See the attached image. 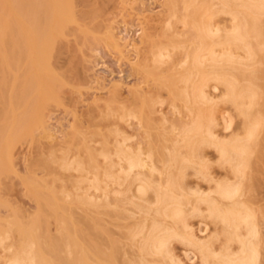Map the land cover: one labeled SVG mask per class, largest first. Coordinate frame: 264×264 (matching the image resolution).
I'll return each instance as SVG.
<instances>
[{
    "label": "bare ground",
    "instance_id": "1",
    "mask_svg": "<svg viewBox=\"0 0 264 264\" xmlns=\"http://www.w3.org/2000/svg\"><path fill=\"white\" fill-rule=\"evenodd\" d=\"M164 3L167 16L161 19V25L158 26L163 29V35L160 36L162 41L163 37H165L164 41L166 38L170 37V39L165 44L161 43L158 51L153 53L154 63H161L165 57H170V47H181L180 43L185 42L187 47L190 45L183 65V68L186 67L185 71L181 72L178 79L175 78L177 82L174 79L177 87L173 82L171 83L176 88V90L174 88L175 92L171 93V89L169 91L173 100L176 101L179 98L178 100L185 103L186 108H184L185 111L179 110L183 112L182 116L186 115L180 119L179 116L177 117V122L179 123L180 120L181 125L177 126V122L173 120L172 132H178L174 135L175 137H172L175 138L174 141L172 140L174 144L170 143L172 147L164 142L168 138L165 131L169 128L171 130V126L163 129L164 125L157 126L158 123H155L159 118V116L156 117L158 113L156 104L160 96L154 93L155 98L152 96V99L143 103L141 101L140 105H136L137 110L140 111L142 108L140 113L144 115L146 128L149 122L163 129L161 137L166 146L160 142L161 146L158 145L160 148L155 145L158 141L153 140L154 146L165 150L162 154L163 159L161 155L159 156L158 162H162V165L155 161L158 153L154 152L155 147L152 148L153 142L151 141L150 149L146 147L149 146L150 138H146L149 141L145 146L146 149L142 145V140L145 138L139 141L141 143L136 142L139 144L133 145L131 139L135 137L123 132L124 129L119 130V124L116 130L110 128L111 132L115 131L116 134L113 138L116 140L113 147L106 149L104 146L101 150L103 148L101 145L100 149L98 147L96 149L95 145L93 147L88 143L91 138L88 141L84 140L86 143H82L83 140L80 142L88 143L85 148L89 166L79 158L74 162L67 161L65 156L60 163L54 160L62 169L85 172L92 189L91 192L82 193L85 196L83 199H81L83 196L78 193L80 200L83 201L82 204L88 201L93 206L91 216L89 215L90 221H87L90 229L84 226L88 231H82L84 227L80 228L82 234L83 232L90 234L86 242L89 244V257L85 258L88 264H264V197L257 189L259 185L256 184L255 178L258 175V173L255 175V167L260 166L258 164L260 153L264 149L261 148V146L264 147V101L262 102L264 98L262 88L264 87V0H165ZM71 19L69 7L59 10V0H0V160L4 156L9 160L12 159L13 141L16 139L21 141L20 138L25 134L30 135L28 133L34 125L44 124V119H47L44 116V108L47 109L48 103L52 100L56 101L59 97H57L59 74L55 72L53 60H56L58 53L55 51L58 47L56 44L60 33L59 26L64 24L63 21ZM178 29L186 31L183 33L190 37V40H187L190 42H183L186 37L183 40L180 39L183 43L180 40H178L180 43L176 41L178 37L175 36L183 37L182 31L179 33ZM169 31L175 33L171 32L173 35H170ZM182 47L186 48L185 44ZM149 60L148 58L144 62ZM165 75L162 77L166 78ZM169 75H171L170 72ZM162 77L160 76L161 80ZM162 81L161 83L168 84L166 80ZM179 83L183 84L181 88L178 86ZM123 105L118 107L122 108ZM116 107L115 105L114 108ZM176 107L181 108V106ZM15 108H24L25 111L22 110L24 116H18ZM33 108H36L35 115ZM186 111L187 114L184 113ZM130 112H127L125 116L122 112L119 117L122 118L120 122L123 119H126L123 120L125 123L129 121L124 117L136 118L141 115L137 111ZM179 112L178 115L181 114ZM167 118L161 116V123L168 124L167 122L171 119ZM182 118L184 121L181 122ZM8 122L11 123L9 128ZM46 129L48 134L49 129ZM171 134L167 142H171L170 138L173 136ZM46 136L52 137L51 134V137ZM119 136L121 138H118ZM148 136L152 137L151 133H148ZM156 136L159 140L160 136ZM83 137L85 136L79 139ZM74 138L75 135L72 139ZM105 138L107 139V136ZM106 139L105 142L109 140ZM79 141L76 142L80 144ZM76 142L72 141L73 144ZM144 142L146 140L143 144ZM154 153L157 155L155 156ZM100 156L105 166L101 165ZM46 163L48 164L49 161ZM0 166L1 174L4 170L1 163ZM77 186H80L79 182ZM54 192H51L52 196ZM66 193L65 196H69V192L66 191ZM39 194H37L39 200L45 201L46 196ZM78 196L75 197L78 198ZM48 198L47 204L50 201ZM76 202H79V199ZM53 204H51L53 208L48 206L52 212L55 211L54 206H56ZM0 205H3L2 202ZM46 209L44 210L47 212ZM50 216H52L51 213ZM37 221L40 223V219ZM37 221L35 224L38 223ZM29 222L28 225H30ZM41 222L43 223L42 220ZM46 222L48 223V220ZM11 223H6V225L9 224L6 227L3 226L4 233L0 232V247L8 251V254H4V261H1L0 254L2 263L59 264L65 260L61 257L63 254L59 255L61 250L59 246L65 245V242L59 245L61 238H56L55 235L54 238L49 234L50 242L48 240L45 244L39 240L41 235L33 237L36 234L32 235L33 228L31 229L30 226L27 228V224L25 227L27 229L23 228L27 231H22V228L18 231L16 226L11 233L12 230H9L13 227H8L15 226V223ZM33 224L31 222V225ZM46 226L45 230H48ZM0 230L2 231V228ZM60 231V236H71V232L66 235V232ZM14 232H22V234L19 233L20 236L30 233L24 237V240L27 238L28 241L22 242L21 239L22 243L19 245L17 243L19 241L15 239L16 242L13 245L11 242V246L7 247L6 239L10 236H12L11 239L15 238ZM19 235H15L16 238L19 239ZM67 238L69 239L68 236ZM69 240H65L67 243L65 248L69 250L66 251L62 247L66 251L65 261L67 262L74 253L70 249L74 245ZM41 243L43 245L50 243L51 252L46 254ZM176 243L181 245L180 250H177ZM17 244L18 249L16 247L14 250V245L17 246ZM63 251H60V254ZM83 254L81 252V255ZM4 255L2 253V257ZM72 258L74 264L77 262L87 264V260L85 262L78 259L76 262L74 257ZM63 263L66 262L63 261Z\"/></svg>",
    "mask_w": 264,
    "mask_h": 264
},
{
    "label": "rangeland",
    "instance_id": "2",
    "mask_svg": "<svg viewBox=\"0 0 264 264\" xmlns=\"http://www.w3.org/2000/svg\"><path fill=\"white\" fill-rule=\"evenodd\" d=\"M164 1L165 0H59V10H62V8L69 7L70 13L72 15L71 20L63 21L64 24L63 25L61 24L59 26L60 27V33H59V38H58L59 41L57 40L56 45L58 46L57 50H59L58 48H60V50L55 51L56 53L57 52L58 53H57V57L54 54L55 55L54 58L56 57V60H53V62L55 61L53 63L55 72L57 71L58 72L57 74H59V78H58L59 86L57 85V87L59 88L58 90L59 94H57V97L58 96L59 97L57 98L56 101L52 100L51 103L49 102L47 105V109L44 108V116L45 118H47V119H44L45 125L39 124L37 126L36 124L34 125L35 128L33 126V129L30 131V133H28L30 135L25 134L22 138H20L21 141L20 140L18 141V139L14 140L12 143V149H11L12 159L9 160L7 159L8 157L4 156L5 160L4 158H1L0 160V163L3 167L2 169L4 170V171H1V174H0V182H1L0 183L1 185L0 186V200H2L0 202H2L3 204V205H0V210L2 211V212L0 211V228H2V231L0 230V232L4 233L3 226L6 227L7 225H9V224L6 225V223H11L10 221H12L11 224L15 223L14 224L15 226L10 225L8 228L10 227H13V228H11L9 231H11L12 229L14 230L16 226L18 227L16 228V230L19 229L18 231H20L21 228H22L21 229L22 231H27L25 229L29 228L30 226V228L31 229L33 228L34 231L37 230V232L35 231V233H33L34 231L32 230V235L36 234L33 237H38L39 235H41L39 236L40 239L39 238L38 239L40 240V242H43L45 244H46V241H48L50 238L48 236L49 234L51 237L55 238L56 236V238L57 237L59 239L61 238L60 239L61 241L59 240L61 244L59 243V245H62L63 242H65L66 246L64 244H63L64 246L62 245V247L64 248L67 247V243L65 240L68 241L70 239L71 242L70 240L69 242L74 245L72 246L70 243H68L70 246H72L70 248L71 251L74 252L72 257H74L76 262L78 261V259L84 260L86 262L87 258L89 257V254H88L89 244L87 243L88 244L87 245L86 242L89 240L90 234L89 232H83L82 234L80 228H83L84 226H86L87 229L88 228L90 229V226L89 225L87 226V221H90L89 217L91 216L90 212H92L93 206L88 201H86L85 204H82L83 201L80 200L78 195L79 194L82 195V193H86L89 191L91 192L92 189L89 186V182L86 178L85 172L84 173L81 172L82 173L81 174L76 169L65 170L59 167L60 164L58 163L62 162L61 159L64 158L63 156H65L66 160L69 162H74V160L76 159L78 160L79 158V160L81 159L87 164L89 162L88 161L89 159H88V154L86 150L87 148L86 145L88 143L90 145L92 144V146L95 145L96 149L98 148L100 149L102 145L103 148H101V150L104 149V146L106 147V149L113 147L114 146L113 144L116 141L113 138L116 135L114 130H116L115 128H118L117 124L120 125L119 130L120 128L122 130L124 129L123 132H126V134L131 135L132 137L133 136L135 137L131 139L133 145L136 142H139L143 138H145L146 142H144L145 144H143V141L145 140H142V145L145 147L146 144L149 143L150 141V143L148 144L149 146H146L150 149V147H152L151 145L152 144L151 141H152L153 142L152 148L155 147L154 152L158 153V156H156L157 154L154 153V155L157 157V159H155L156 157L154 156L155 161L157 160L156 163H160L158 162L160 161L159 156L161 155L163 159L164 155L162 154H164L163 151H165L164 148L162 150L158 148L161 146L160 142L163 143L162 142L163 137H161L163 136V133L161 130L166 129L169 126H171L172 128L171 130L169 128V129H166L167 131H165V133L168 135V138L170 137L169 134L172 133L171 135L173 136H171L170 138L171 142H167L168 138L166 140L165 135H164V139L166 141L164 140V142H166L167 145H169L170 143L174 144L172 140L174 141L175 138H172V137H175L174 135L178 131L172 132L173 130L172 126H173L174 121L177 122L178 116H179V119L181 117L184 118L186 116L185 114L184 116H182L183 112H179V110L180 111L184 110L185 103L181 100H178L179 98L176 101H174L173 100L174 98L172 95L169 94V91L171 89L172 90L171 93H173V91L175 92L176 90L175 87H177L176 86L177 84H175L174 82L175 80L177 82V79L181 75V72L184 70V68H186L185 66L183 68V65L186 59V55H187L186 51H188L187 48H190V45L188 43L189 46L187 47V43L185 41L190 40V37L186 33H183L185 30L178 29L179 33L182 31L181 34L183 33V37L175 36L179 38V39L176 38V41L179 42L178 40L180 39L183 40L185 39L184 37H186V39L183 40V42L185 43H183L182 40L180 41L183 44L179 42L180 45L182 46H184L185 44L186 48L182 46L181 47L177 46L176 48L170 47L171 56L165 57L161 63H154L153 53L158 51L159 46L162 45L161 43L163 44L167 43L168 42L167 40L170 39L169 36L175 33V32L169 31L168 34H170L171 32L173 34L171 33L168 36L169 38H166V41H164L165 37H163V41H162L161 37L163 35V29L159 26L161 25V19L167 16V9H166V6L164 5L165 4ZM184 34L186 36H184ZM149 35L151 36L150 38H149ZM187 42H190V41H187ZM145 56L147 58H145ZM148 58L150 59L149 61H147L148 63L144 62L148 60ZM140 64L141 65L144 64V65L141 67ZM135 65L138 66V68ZM184 71L182 73H184ZM160 72L161 74H159ZM169 72L171 73V75H169ZM162 73L163 75L166 74L170 77L169 78L168 76L165 75V77L168 78L170 82H167L169 80L162 77L163 76ZM160 76L162 77V80H166V83L168 84L165 85V83H161L162 80L160 79ZM162 82H165V81H162ZM172 82L173 84H175V87L173 84L171 85ZM178 86L179 88H181L183 84L181 83L180 85L179 83ZM167 87H170V88L168 89ZM262 88L264 89V87ZM149 91H151L153 94ZM154 93L157 94L158 97L160 96L158 99L156 95L158 99V102L156 104V107H157L156 109L158 113H156V117L159 116V118H157L158 120H156L157 122L155 123L156 124L158 123L157 126L162 124V127H163L164 125L163 129H161V127H157L155 123L154 125H152V123H149V122H148V127L150 124L151 126L149 128L148 127L146 128L147 126V124H145L146 120L143 119L144 118V115H142L143 113H140V111H142V108L139 107L141 109L139 111L137 110L138 106L136 107V105H140L141 101L143 103L149 99H152V96L153 97L155 96ZM145 95L146 97L151 96V98L149 97L147 99ZM142 96L145 97L146 100ZM263 97H264V91H263ZM142 98L143 100H141ZM118 101L121 103H119ZM263 101H264V98L262 102ZM116 102L119 103V105ZM126 102H129V103H126ZM115 105L117 106L116 108H114ZM120 105H123V107L122 108L118 107ZM176 106L178 107L181 106V108H177ZM141 107H142V104H141ZM15 109L17 111L16 113L19 114L18 116H22V117L24 116V111H25L24 108H15ZM133 109L134 111H132ZM125 110L128 113L130 111H132L130 113H135L136 111L137 112L139 111L138 113L141 115L137 114L139 115V116H136V118L139 117L137 119L133 118L134 116L133 117L127 116V117H124V118H127V120L129 119V121H126L127 123L124 122L126 119H123L124 121L122 120V122H120L122 118L120 119L119 117L122 114V112H124L122 114L123 116L127 114ZM175 110H177L181 114L178 115V112L177 111L175 112ZM33 112L35 115L36 108H33ZM109 112H111V114H109ZM184 113L187 114V111ZM161 116L168 117L167 119L168 120L171 119V121L167 122L168 124L165 125L164 123H161V120H160ZM169 116H172V117H169ZM174 117L176 118L174 119ZM117 118L120 120H118ZM183 118L181 122L184 121ZM142 120H145V121H142ZM159 120H160V124H159ZM139 122L141 125L139 124ZM8 123L9 125L7 124V127L8 126L10 127L11 123L10 122ZM179 124L181 125L180 120H179V123L177 122V126H179ZM108 125H111L113 127H110ZM97 126H99V128ZM107 126L108 128H106ZM126 126H128V128ZM152 126H154V128H151ZM45 127L48 128L51 131V133L48 130V134H47V129ZM110 128L112 129L114 128L113 130L114 133L111 132L112 129ZM152 131L154 134L152 133ZM158 132L159 134L161 133L162 134L159 135ZM49 133L51 134L52 137L50 136ZM109 133H112V134H109ZM148 133H151L152 137L148 136ZM31 134L33 135V137ZM76 134L77 135L79 134V135L77 136ZM40 135L42 136L40 137ZM46 135H49L52 139ZM73 135H75V138H74L75 140L76 138H78L76 141L80 140L79 143L82 140H83L82 143L85 141H88V139L90 138H91L90 140L92 143L89 140L87 144H85L86 142L84 144L82 143L78 144V142L72 139ZM111 135H113V137H111ZM156 135L160 136L162 140L160 139V137L158 138L159 140H157ZM82 136H85V137H83V139H79V138H82ZM106 136H107V139L105 138ZM147 137L150 138L151 140L149 139V141H147L148 139ZM56 138L58 139V141H56L57 140ZM118 138H121V136H119ZM35 139L37 141H34ZM105 139L106 140L109 139L108 140L109 142L108 141L105 142ZM68 140H70V142ZM153 140L158 141V143L156 142L157 144L155 145L157 146L160 145V146L158 147L154 146L155 141ZM72 141L76 142L77 144L76 143L73 144ZM131 141H129V144H131L130 143ZM105 143L109 144V146H107V144ZM139 143H136V144H139ZM163 144L166 146L165 143ZM76 147L80 150L76 149ZM146 147L144 149H146ZM169 147H172V145L170 144ZM261 148L263 149L264 147L261 146ZM159 152H161V154ZM261 153H260V161L258 162L260 166L256 165V167L258 168L255 167V175L258 173V175H256L255 178L257 182L256 184L259 185V187L257 186L258 187L257 189H259L263 193V194L261 193V196L264 197V166H263L264 165V162H263L264 161V149ZM54 160L55 161L57 160L56 162L58 163H56ZM47 161H49L48 164L46 163ZM99 161H101L102 163L101 165L105 163L103 162L104 160L101 156L99 157ZM261 162H263V164H261ZM161 165L160 167H162ZM49 168L50 170H52L51 174H50ZM2 172L4 173L2 174ZM33 172L36 175L33 174ZM78 182L80 183V186H77ZM66 191L69 192V196L71 195L70 196L71 199L68 195H67L68 198L67 196H65L67 194ZM51 192H54V196H52L53 193ZM58 192H60L61 194ZM39 193L41 194V196L42 195H44V197L46 196L45 197L46 200L49 197L48 200L50 201L52 200V201L51 202L48 201V204H47L46 200L45 201L39 200L37 196V194ZM76 195L78 196V198L75 197ZM50 196L52 197L50 198ZM56 196L58 198H56ZM84 197L85 196H83L81 199H83ZM37 199L41 203L39 202L38 204ZM78 199H79V202H76ZM52 202L53 203L55 202V204H53ZM87 202L91 206L88 205ZM45 203L47 206L45 205ZM50 203L53 205H56L54 206L55 207L54 210L56 212L53 211L55 214L52 212L51 208H53V206ZM68 203L69 204L71 203V204L69 205ZM41 204H43V206ZM48 206H52V207L49 208ZM75 207H77V209ZM40 208H42L41 212L39 211ZM48 208L50 209L49 211H48ZM44 209H46L47 212ZM84 210L86 211L84 212ZM50 213L52 216H50ZM52 217H54L55 219L54 218L50 219ZM6 219L10 221L7 222ZM39 219H40V223L39 221H37ZM41 220L43 221V223L41 222ZM46 220H48V223L46 222ZM22 221L24 222L22 223ZM36 221L38 222L36 223L37 225L35 224ZM28 222L30 225H28ZM31 222L32 224L33 223L34 224L31 225ZM73 222H74V226L76 227L73 226ZM16 223L17 224L20 223V224L17 225ZM80 223L84 225L83 226L81 225L82 226L81 227ZM26 224L28 225L27 228H25ZM45 226H46V229L47 227L49 229L45 230ZM34 227L36 229H34ZM65 228L67 230H65ZM76 228L78 229L76 230ZM6 229H5V232H6ZM87 229L84 227L82 231L83 230L86 231ZM13 230L11 231V233H13ZM60 230L62 231L65 230L63 232H66V235L67 233L70 234L71 232V236L67 235L69 239L65 235L64 236L61 235L62 236L61 237L59 235ZM62 231L60 232L63 233ZM14 233L16 236L17 234L19 235V233L22 234V232H19V233L14 232ZM84 233L88 235L86 236L84 235ZM27 234H30V233H27ZM27 234H24L21 236L19 235L20 240L16 238L15 235H13L15 238L11 239L12 236L10 235L12 234H10L9 235L10 237L6 239V244H8V246L6 244L5 245L9 247L11 246L10 245L11 242H12L11 244L13 245L14 242L16 241H19L20 243L19 242L17 243L20 245L23 241H28L27 238H25L24 240V237L28 236ZM63 238H66V239H63ZM21 239H22V242H21ZM48 242H50V240ZM43 243H41L43 251L46 254L49 253V251L51 252V248L49 246L50 243L49 244L47 243L48 246L45 244L43 245ZM18 244L17 246H15L16 245L15 243L14 250H16V247L18 249V246H19ZM176 244H177L176 246L178 247L177 250H180L181 245H179L178 243ZM62 247L59 246V249H61L60 251L64 250L62 249ZM84 247H85V251H84ZM65 250L68 251L69 249L67 250V248H65ZM65 250L61 254L59 251V255L61 256L63 254L61 257L62 259L66 260L67 257H65L66 256ZM81 252L84 254L81 255ZM2 253L3 255L4 254L6 255L8 254V251L0 247V254L2 258L1 261H4L3 258L5 257V255L2 257ZM60 256L59 258L61 259ZM72 257H70V260L72 261H70L69 258L67 259L69 263L63 260L64 262H66L65 264H70V262L71 264H74L75 262L73 261ZM1 261H0V264L2 263ZM63 261H61L62 264H64ZM61 263L59 262V264ZM78 263L79 262H77L76 264ZM2 264H4V262ZM87 264H88V260H87Z\"/></svg>",
    "mask_w": 264,
    "mask_h": 264
}]
</instances>
